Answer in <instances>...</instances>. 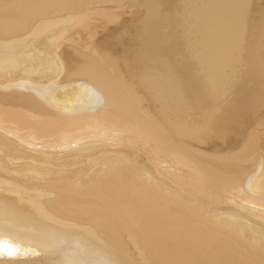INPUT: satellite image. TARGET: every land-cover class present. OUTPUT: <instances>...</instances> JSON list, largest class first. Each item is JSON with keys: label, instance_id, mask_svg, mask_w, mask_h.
<instances>
[{"label": "bare ground", "instance_id": "6f19581e", "mask_svg": "<svg viewBox=\"0 0 264 264\" xmlns=\"http://www.w3.org/2000/svg\"><path fill=\"white\" fill-rule=\"evenodd\" d=\"M3 2L99 5L108 11L95 14L87 27L59 21L64 31L54 40L24 38L12 44L10 58L17 67L0 68V190L13 185L35 204H25L33 216L40 211L67 216L73 203L88 205L89 213L76 211L71 219L80 226L96 225L59 255L4 256L0 261L58 264L75 258L104 264L116 256L127 264H149L178 254L190 241L199 258L261 264L264 202L252 194L264 179L259 39L253 43L241 35L239 45L225 52L219 20L229 11L221 6L247 4L258 22L262 0ZM152 3L161 8L146 41L144 5ZM87 10L54 9L48 15ZM89 46L109 58L102 55L87 72L74 75L84 61L80 52ZM4 53L0 22V63ZM50 54L59 56L65 70L56 80ZM146 56L158 62L161 72L174 65L187 74L188 99L198 90L192 78L198 73L227 85V100L209 95L198 105L202 110L219 106L207 131L198 137L175 132L176 122L187 114L179 98L165 103L163 91L143 86ZM53 83L59 87L47 94L32 90ZM161 137L169 145L166 150L149 139ZM30 227L4 239L32 247Z\"/></svg>", "mask_w": 264, "mask_h": 264}, {"label": "snow or ice", "instance_id": "6c2138e0", "mask_svg": "<svg viewBox=\"0 0 264 264\" xmlns=\"http://www.w3.org/2000/svg\"><path fill=\"white\" fill-rule=\"evenodd\" d=\"M264 5V0H262ZM124 7H130L125 5ZM148 10V16L145 19V40L153 35L152 25L159 15L161 6L158 3L144 5ZM229 11L219 20V27L222 38V48L225 52L230 50L233 43L239 45L241 35L250 38L253 43L259 39L261 74L264 77V11L261 12L259 21L251 15L249 5H223L221 6ZM76 8H87V11H82L78 15L65 12L62 16H49L48 12L54 9L72 10ZM25 10L21 13V10ZM101 11H108L99 5H72V4H54V3H32L27 5L12 4L3 2L0 3V22H2L4 41H5V62L0 63V68L4 71H11L17 67L10 57L12 55L11 45L21 42L27 38L30 41H35L38 37L42 38V42L49 39H55L64 31L59 27V21L71 19L73 23H79L82 27H87L92 22L95 14ZM25 34L27 36L25 37ZM53 48H57L56 43H53ZM58 50V49H57ZM79 51V49L77 50ZM84 57V61L80 67L73 71L74 75H80L89 70L92 60L99 59L103 55L104 58H109L106 53L96 52L91 46L87 50L80 52ZM198 55L193 49V56ZM143 69L140 73V79L144 87L155 91L164 92V102L173 103L179 98L183 104L187 114L186 119L178 120L175 124V132L189 137H198L207 131L218 115V108L214 107L211 110H202L198 105L206 102L207 97L223 96L225 100L228 98V87L222 85L216 79H210L207 73H198L192 78L198 86V90L194 91L192 99H188L185 94V80L187 74L174 65H169L163 72L157 68V61L146 56L142 58ZM48 65L52 66V78L58 79L60 74L65 71L63 62L58 55L50 54L48 56ZM47 68V66H46ZM59 87V84L53 83L47 89L33 87V91L40 94L44 92L54 91ZM129 89L133 88L128 85ZM261 112L264 115V91L260 98ZM260 128L264 130V119L260 122ZM154 146L167 149L169 147L166 138H149ZM251 190V181L249 184ZM2 199H0V257L7 256L9 258L18 257L20 255L40 256L41 254H61L66 249L72 247L74 238L89 229L96 227L95 224L80 226L71 219L73 212L79 211L89 213L88 205L73 203L68 209L67 216L49 215L47 212L40 211L38 216H33L25 210L27 203L31 207L35 204L31 201H25L19 196V191L13 185H8L6 189L0 190ZM253 195H258L259 199L264 202V179H261L259 187ZM253 209L255 205L252 206ZM264 218V212L261 213ZM25 225H31L28 231L32 234V247L21 248L18 244H13L10 240L4 239L7 236H19ZM261 249L264 252V226L261 229L260 239ZM35 249H38L36 251ZM183 251L172 255L170 258L150 261L149 264H228L227 261L210 260L199 258L196 249L190 241H185ZM0 264H46L45 261L37 260H13L0 261ZM58 264H92V262L80 259H65L59 261ZM104 264H127L126 261L113 256L104 261ZM264 264V260L261 261Z\"/></svg>", "mask_w": 264, "mask_h": 264}]
</instances>
